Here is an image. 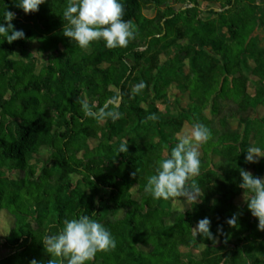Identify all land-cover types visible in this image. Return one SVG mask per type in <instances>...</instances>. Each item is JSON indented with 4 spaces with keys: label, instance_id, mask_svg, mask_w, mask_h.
I'll return each instance as SVG.
<instances>
[{
    "label": "trees",
    "instance_id": "1",
    "mask_svg": "<svg viewBox=\"0 0 264 264\" xmlns=\"http://www.w3.org/2000/svg\"><path fill=\"white\" fill-rule=\"evenodd\" d=\"M260 1L119 0L134 37L123 48L93 41L81 49L62 35L68 0H45L29 14L14 0H0V19L3 10L15 13L12 23L24 32L11 44L0 37V214L14 217L11 233L0 236V264H60L43 238L80 214L115 240L87 264H264V231L239 187L241 168L264 176V158L244 161L249 146L264 149ZM152 4L158 12L150 18L143 9ZM174 86L189 99L176 113ZM82 103L116 118L86 117ZM186 122L210 133L201 143L200 173L188 181L201 200L153 199L144 192L147 177L170 155ZM121 142L125 153H117ZM43 148L48 157L33 162ZM205 217L213 239L194 235ZM200 244L201 257L186 261L180 247Z\"/></svg>",
    "mask_w": 264,
    "mask_h": 264
},
{
    "label": "clouds",
    "instance_id": "2",
    "mask_svg": "<svg viewBox=\"0 0 264 264\" xmlns=\"http://www.w3.org/2000/svg\"><path fill=\"white\" fill-rule=\"evenodd\" d=\"M45 0H14V6L25 14L38 11L39 5ZM123 7L119 0H68L63 10L62 35L70 41H75L81 49L87 48L93 41H102L108 49L126 47L134 37V31L129 22L123 19ZM15 13L3 10L0 19V37L3 42L23 39L24 32L16 30L12 21ZM143 83L135 86L139 92ZM82 110L86 117L94 119L104 118L105 115L115 119L112 112H93L87 103H82ZM150 119L152 117H149ZM209 130L203 125L196 124L190 132L179 139L171 148L167 158L157 161L154 174L147 177L144 192L153 199H169L180 195H195L198 186L189 184L190 178L200 173L201 160L197 145L207 142ZM127 152V144L121 142L117 153ZM264 158V149L249 146L245 151V163H258ZM241 182L239 187L247 191V209L256 218L257 230L264 231V177L254 176L243 168L239 169ZM229 226H235L236 216L226 220ZM211 221L205 217L200 219L194 228V235L200 234L213 239L210 232ZM43 248L51 257L59 258L60 264H87L98 251L115 247V240L105 227L91 219L88 215L80 214L71 219H64L58 234L45 235ZM32 264H37L35 260ZM49 264H55L50 260Z\"/></svg>",
    "mask_w": 264,
    "mask_h": 264
},
{
    "label": "rangeland",
    "instance_id": "3",
    "mask_svg": "<svg viewBox=\"0 0 264 264\" xmlns=\"http://www.w3.org/2000/svg\"><path fill=\"white\" fill-rule=\"evenodd\" d=\"M260 2L264 3V1H260ZM180 4L181 3H177V5H180ZM157 12H158V8L155 4H152V5L143 9V13L150 18L155 17L157 15ZM256 34H258L259 38L261 40H263L262 44L264 45V30L258 29ZM37 46H38L37 42L33 43L31 51L36 52ZM87 48H90V46H88ZM17 58H20V56L18 55ZM44 63H45V59L43 57H39L38 67H39V70L41 72L43 71ZM251 78H253V76H251ZM249 92L251 94H255V88H254L252 83H250V85H249ZM188 102H189V99H188V95L186 93L181 92L175 86L172 87L171 95H170V103H171L170 110L172 112L176 113L178 111L179 107L186 106ZM159 106L162 110L165 109L164 105L160 104ZM259 114L260 115L264 114V106L259 107ZM229 125L233 129H240V130L243 129V127L240 125L239 121H231ZM192 128H193V125L190 124L189 122H186L183 129L178 134V138L181 139L186 135H190ZM95 143H97V140L92 142V144H95ZM197 150L199 151L200 154H202L201 143L199 145H197ZM49 153L50 152H49L48 148H43L38 154L35 155L33 162L46 159L48 157ZM217 160H218V157H215V161H217ZM261 177H264V176L261 175ZM200 200H201V198H200L199 193H195V195L188 196L189 202L200 201ZM235 201L239 206H241L243 204V201H244V196L241 195ZM176 206L181 208L180 204H176ZM13 225H14V217L10 213H8L6 210L2 211V213L0 214V236L1 237L8 236L11 233ZM180 249L183 252V254H185V256H184L185 260L189 261L190 259H199L201 257L200 253L204 249V245L200 244L198 247L181 246Z\"/></svg>",
    "mask_w": 264,
    "mask_h": 264
}]
</instances>
